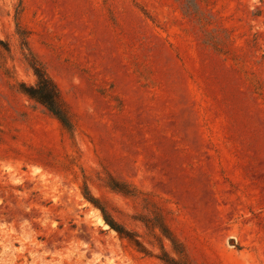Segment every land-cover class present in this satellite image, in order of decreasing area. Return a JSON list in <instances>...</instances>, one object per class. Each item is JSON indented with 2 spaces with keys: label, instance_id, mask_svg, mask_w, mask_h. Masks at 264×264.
I'll return each mask as SVG.
<instances>
[{
  "label": "rangeland",
  "instance_id": "374dc122",
  "mask_svg": "<svg viewBox=\"0 0 264 264\" xmlns=\"http://www.w3.org/2000/svg\"><path fill=\"white\" fill-rule=\"evenodd\" d=\"M0 264H264V0H0Z\"/></svg>",
  "mask_w": 264,
  "mask_h": 264
},
{
  "label": "trees",
  "instance_id": "16d2710c",
  "mask_svg": "<svg viewBox=\"0 0 264 264\" xmlns=\"http://www.w3.org/2000/svg\"><path fill=\"white\" fill-rule=\"evenodd\" d=\"M33 70L37 77V85L34 87H29L26 84L21 85L22 92L30 97L31 99L37 101L41 105L45 106L67 129L71 130L70 120L64 111L61 101H60V92L54 81L41 69L36 66H33ZM89 195V194H88ZM90 203L98 206V202L92 196H87L86 198ZM101 209V208H99ZM105 222L109 225L111 229L116 231L120 236L132 239L127 232L120 226H118L114 221L110 220L105 212V210L101 209ZM138 243V242H136ZM139 245V244H138Z\"/></svg>",
  "mask_w": 264,
  "mask_h": 264
}]
</instances>
